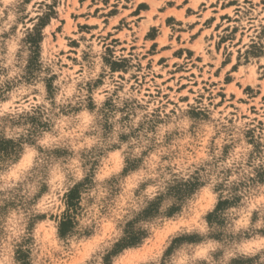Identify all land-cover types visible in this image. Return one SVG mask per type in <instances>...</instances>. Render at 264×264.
Masks as SVG:
<instances>
[{"label": "rangeland", "instance_id": "374dc122", "mask_svg": "<svg viewBox=\"0 0 264 264\" xmlns=\"http://www.w3.org/2000/svg\"><path fill=\"white\" fill-rule=\"evenodd\" d=\"M262 157L264 0H0V264H264Z\"/></svg>", "mask_w": 264, "mask_h": 264}, {"label": "snow or ice", "instance_id": "6c2138e0", "mask_svg": "<svg viewBox=\"0 0 264 264\" xmlns=\"http://www.w3.org/2000/svg\"><path fill=\"white\" fill-rule=\"evenodd\" d=\"M45 143H47V141H45ZM85 159H87V157L85 156ZM84 161H81V163H83ZM261 165L262 166H264V157H262V159H261ZM131 166H135V165H131ZM73 170L75 171L76 170V166L75 165H73ZM46 169L44 170V172L46 173ZM89 179H90V174H89ZM100 179H102V177L100 178ZM85 183L86 184H88L89 185V187H91V184L89 183V181H85ZM62 191H63V189H62ZM102 196H103V193H101V197L100 198H102ZM79 209H78V207H77V211H78ZM40 219H43V217H40ZM262 235H264V232H262ZM141 258H143V259H147V257H143V256H141ZM161 264H163V261H161Z\"/></svg>", "mask_w": 264, "mask_h": 264}, {"label": "trees", "instance_id": "16d2710c", "mask_svg": "<svg viewBox=\"0 0 264 264\" xmlns=\"http://www.w3.org/2000/svg\"><path fill=\"white\" fill-rule=\"evenodd\" d=\"M226 202H227L226 200H225V201L220 200V202L218 203V208H219L221 205L225 204Z\"/></svg>", "mask_w": 264, "mask_h": 264}]
</instances>
